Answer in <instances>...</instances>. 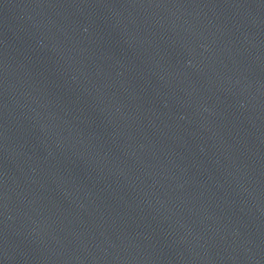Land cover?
<instances>
[{
	"label": "water",
	"instance_id": "obj_1",
	"mask_svg": "<svg viewBox=\"0 0 264 264\" xmlns=\"http://www.w3.org/2000/svg\"><path fill=\"white\" fill-rule=\"evenodd\" d=\"M0 264H264V0H0Z\"/></svg>",
	"mask_w": 264,
	"mask_h": 264
}]
</instances>
